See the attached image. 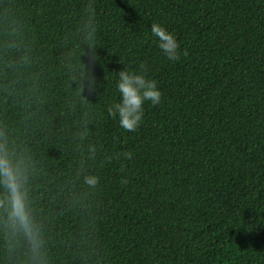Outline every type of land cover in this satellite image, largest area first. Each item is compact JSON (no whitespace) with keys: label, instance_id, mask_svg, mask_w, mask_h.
Masks as SVG:
<instances>
[{"label":"trees","instance_id":"16d2710c","mask_svg":"<svg viewBox=\"0 0 264 264\" xmlns=\"http://www.w3.org/2000/svg\"><path fill=\"white\" fill-rule=\"evenodd\" d=\"M124 67L162 93L135 131ZM0 145L34 224L0 204V264H264V0H0Z\"/></svg>","mask_w":264,"mask_h":264},{"label":"clouds","instance_id":"9594fccd","mask_svg":"<svg viewBox=\"0 0 264 264\" xmlns=\"http://www.w3.org/2000/svg\"><path fill=\"white\" fill-rule=\"evenodd\" d=\"M150 32L157 47L169 61L179 58V42L172 32L159 23H152ZM90 55L93 60L97 59L95 53ZM113 73H115V90L119 97L107 108L108 115L115 118L122 129L135 131L142 122L144 104L146 102H150L151 105L159 104L162 93L157 82L149 79L143 71H130L124 67L118 73ZM89 86L90 90L95 89L94 76L89 79ZM85 179L88 184L96 182L95 177L89 176ZM0 187L3 189V200H0V204H6L12 227L25 234L31 233L34 224L23 180L17 166L2 145H0Z\"/></svg>","mask_w":264,"mask_h":264}]
</instances>
